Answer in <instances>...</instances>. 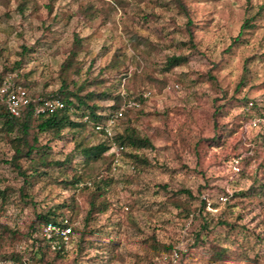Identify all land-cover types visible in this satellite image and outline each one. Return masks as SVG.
<instances>
[{"label": "rangeland", "instance_id": "1", "mask_svg": "<svg viewBox=\"0 0 264 264\" xmlns=\"http://www.w3.org/2000/svg\"><path fill=\"white\" fill-rule=\"evenodd\" d=\"M184 3L196 49L182 43L189 40L187 16L176 0H0V77L28 83L32 94L57 90L62 64L75 50L70 77L100 78L86 88L123 96L122 117L129 116L118 119L115 135L119 125L131 124L155 146L142 150L148 162H135L129 147L118 159L108 150L87 161L66 129L52 143V156L69 154L84 179L66 186L74 170L51 168L50 175L33 178L31 201L21 194L23 177L6 162L13 150L2 136L0 264H43L42 252L46 261L80 246L79 257L56 264L75 258L88 264H264V202L236 196L264 176V0ZM247 21L252 25L243 28ZM24 46L32 49L22 55ZM189 54L187 63L167 70L168 57ZM101 102L105 112L114 103ZM39 135L43 143L49 139ZM80 137L90 145L104 138L89 127ZM103 178L111 180L102 197L109 207L86 226L94 180ZM165 183L168 190H193L189 214L167 199L159 186ZM200 199L206 201L203 214L233 224L217 225L213 234L228 248L224 262L212 263L208 252L194 247ZM52 206L66 210L71 227L67 242L55 249L36 219ZM155 240L173 243V250L156 249Z\"/></svg>", "mask_w": 264, "mask_h": 264}, {"label": "trees", "instance_id": "2", "mask_svg": "<svg viewBox=\"0 0 264 264\" xmlns=\"http://www.w3.org/2000/svg\"><path fill=\"white\" fill-rule=\"evenodd\" d=\"M184 13L187 16L186 30L189 36V40H183V45L189 44L191 48L196 49L195 32L191 28L193 25V20L190 16L187 5L184 0H176ZM49 8L52 10L53 6L48 4ZM248 24H244L245 28ZM243 34V29L240 34L234 39V42H238ZM233 44L230 45L231 49ZM32 48L23 47L22 55L31 51ZM77 57V51L73 52L68 56V58L62 64V81L61 86L57 90H52L49 92H44L41 94H32L28 88V83L24 84L30 94L35 98L40 96H51L57 95L62 100L66 102V108L59 109L53 113L46 115H36L34 112V105H28L23 110L19 116H14L10 113L6 104L0 100V139L3 136L6 141L11 144L13 154L10 160L6 162L17 170V172L23 177L24 186L21 188V194L27 195L31 201L33 197L28 192L33 184V178L36 176L42 177L50 175L51 168H59L63 173L69 174L70 170H74L72 179L64 180L66 186H74L76 182L83 180L84 175L77 170L74 165L73 158L67 154V156L62 158H54L52 156L53 142L64 137L65 130L68 129L72 134V140L75 144V152L83 156L87 161L90 159H98L103 156V154L109 150L110 140L102 132L95 129L94 123L100 122L106 118L109 114L113 113L115 110L121 107L123 102V96L120 93H116L113 89H104L97 91L95 89H87L86 86L98 85L103 80L100 78H95L96 80H90L86 78L84 80H75L70 77L69 70L73 66V62ZM191 59V55H173L167 59V70L179 66L183 63H187ZM23 59L17 60L16 67L22 64ZM76 73H79V68L76 69ZM8 77L5 75L0 77V84L3 80ZM143 92L141 94L142 97ZM111 100L114 103L105 112L104 104L101 101ZM247 104V103H246ZM257 108V107H256ZM127 112V111H126ZM125 112V113H126ZM247 115H251L250 112L245 111ZM129 116V114H125ZM124 115V117H125ZM87 116L88 120L84 117ZM122 117V119H124ZM123 122V121H122ZM92 128L101 134L104 138L97 144H86L79 134L86 128ZM47 135L49 139L47 142L41 141V136ZM115 140L120 144L125 145L131 149L128 152L129 156L132 157L135 162H148L146 154L142 151L143 149L153 148L154 143L150 137L141 134V132L135 126L128 124L125 128L118 126L117 133L115 135ZM111 184L109 178H103L100 180H94L93 192L88 201L87 214L85 218V225L89 226V222L96 212L105 211L109 207V203L104 195L105 189ZM161 189H164L167 194V199L178 209L186 210V214H189L191 210V202L189 200L195 199L194 192L191 188L182 187L177 190H168V185L159 184ZM1 194H5L0 190ZM236 196H243L253 199H258L260 202H264V176L262 178L257 177L256 183L252 187L240 190L236 192ZM100 198V199H99ZM188 199V200H187ZM188 201L187 204L185 201ZM201 200V199H200ZM189 203V204H188ZM201 207L198 208L201 211V221L199 222V227L196 229L195 244L194 247H201L203 250L209 253V261L212 263H220L229 259L230 254L227 246L222 244V241L218 236L213 235L214 230L217 225L221 226H233L229 220L217 219L215 221L214 217H209L208 212L203 214L206 209V201H200ZM62 206L66 208L71 207L75 210L73 205L66 202ZM62 206H52L47 211H42L37 213L36 219L38 224H53L60 230L67 228L69 221L66 218V210H59ZM36 220V221H37ZM233 228V227H232ZM13 233V232H12ZM18 231L14 232V234ZM60 233V232H59ZM58 238L57 235H54ZM60 237V236H59ZM49 242V241H48ZM156 249H162L165 251H172L173 243H163L155 240ZM84 248L80 246L78 252L69 251L56 253L55 259L46 260L45 254L40 252L43 257V264H56L57 260H67L72 254H77L76 257L82 254ZM6 254V253H5ZM12 258L20 260V255L16 253L11 254ZM73 264H88L87 261H78L77 258L72 259Z\"/></svg>", "mask_w": 264, "mask_h": 264}, {"label": "built area", "instance_id": "3", "mask_svg": "<svg viewBox=\"0 0 264 264\" xmlns=\"http://www.w3.org/2000/svg\"><path fill=\"white\" fill-rule=\"evenodd\" d=\"M147 94L148 93H146L145 96H147ZM0 100L6 104L10 113L14 116H19L22 113V110L31 104L34 105V112L36 115L50 114L59 109L66 108L67 106L66 102L57 95L40 96L35 98L30 94L28 88L24 84L15 81L11 77H6L0 84ZM133 104H136V102H128V105ZM124 109L125 108L122 106L106 116L104 120L94 123L95 129L109 138V152L114 155L116 159H118V156L126 149L125 145L120 144L115 140L114 132L118 119L124 114ZM84 119L88 120V117L85 116ZM56 229L61 233V241H58L57 238L54 237ZM46 230L47 238L54 242L52 243V247L55 249L57 247H63V243L67 242L71 227L60 230L58 227L50 223L46 226ZM62 237L66 240H62Z\"/></svg>", "mask_w": 264, "mask_h": 264}]
</instances>
